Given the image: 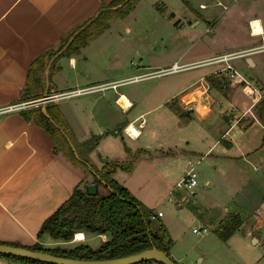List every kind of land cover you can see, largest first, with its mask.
Instances as JSON below:
<instances>
[{
  "label": "crops",
  "instance_id": "crops-1",
  "mask_svg": "<svg viewBox=\"0 0 264 264\" xmlns=\"http://www.w3.org/2000/svg\"><path fill=\"white\" fill-rule=\"evenodd\" d=\"M108 1L0 0V241L20 245L69 242L55 240L46 233L37 236L44 219L70 196L73 189L84 190V184L92 181V174H88L89 178L79 166L66 159L46 131L33 118L25 116V112L40 108L42 104H55L78 145L91 138L96 140L95 146L87 152L79 146V151L88 156L89 164L99 168L104 163L99 155L105 161L132 159L129 171L117 168L111 173L116 181L128 180L136 165L139 164L141 169L155 160L166 165L164 173L176 177L174 183L189 167L194 168L197 164L202 165L200 176L205 184H209L212 171L237 170L241 175L234 172L233 176L240 180V185L235 188L227 208H218L208 217V222L197 223L196 227L203 224L207 228L206 232L197 234L203 235L217 228L223 216L232 212L239 217L240 224L223 241L229 240L240 229L252 245H262L259 237L264 230V125L253 111L256 103L251 105L250 100L247 104L241 99L242 83L233 81L225 88L222 86L223 78H230L225 61L218 56L233 55L227 63L264 92V84L258 78L257 84L243 72L255 67L256 60L251 54L257 52L260 45L264 46L263 16L257 12L241 15L238 10L230 17L226 14L221 17V27L211 38L221 39L223 30L227 31L226 40H221L212 53L193 54L189 62L223 64L208 66L198 77L194 75L183 81L150 87L145 80H150L153 73H148L147 69L161 60L142 64L143 59H147L141 58L140 62L139 58V65L128 67L126 64L123 71L128 53H83V46L78 53L55 59L56 69L48 82L45 79L40 94L74 92L42 103L31 102L34 99L30 97L39 90L28 76L31 60L46 49H56L70 30ZM141 1L134 3L127 15ZM160 2L163 7H168L162 0ZM199 6L205 4L199 2ZM169 13L172 17L175 15L172 10ZM209 15L195 13L191 17L198 23L196 18L207 22ZM126 17L109 19L102 33L111 22H126ZM251 18L258 19L261 33L249 32L247 21ZM234 31L239 32L238 37L233 36ZM239 51L243 54L235 56ZM213 75L214 79L206 80ZM214 83L220 86L219 90H211ZM17 104L23 106L3 109ZM166 105L169 107L163 110V115L168 116V122L146 118L152 110ZM131 124L138 131L135 135L130 132ZM126 126L130 136L123 130ZM153 131H159V134L153 135ZM151 152L155 156L149 157ZM120 172H124L123 178L118 176ZM97 189H100L98 183ZM136 198L147 203L142 197ZM185 198L183 195L180 201ZM175 204L181 205L179 201ZM145 205L156 217L160 210L148 203ZM162 215L161 212L158 217ZM213 220L216 224H209ZM79 232L83 234L79 242L91 247L106 239L105 234ZM93 238L97 241L91 244L89 240ZM1 258L0 264L13 262Z\"/></svg>",
  "mask_w": 264,
  "mask_h": 264
},
{
  "label": "rangeland",
  "instance_id": "rangeland-1",
  "mask_svg": "<svg viewBox=\"0 0 264 264\" xmlns=\"http://www.w3.org/2000/svg\"><path fill=\"white\" fill-rule=\"evenodd\" d=\"M215 1L162 0L168 6L166 8L162 6L160 0L159 2L156 0H143L137 7L135 6L136 8L133 9L130 15L127 14L132 8L123 16H127L126 22H111L110 27L105 32L102 33V30L98 35L90 38L83 47V53H128L126 61H124L123 71L127 67L125 66L126 64L129 65L128 67L139 65L141 58L147 59L146 61L143 59L142 64L157 62L158 59L161 60V62L157 63L158 65L150 66L147 69L148 73H153V75L149 76L150 80H145V83L150 87H157L172 81H183L194 75L198 77L206 72L208 66L211 68L215 65L223 64V62H220L204 65L195 64L198 61L189 62L192 61L193 54L212 53V50H216L219 47L220 42L226 40L227 31L223 30L221 39L211 38L213 32H217L221 27L219 25L221 17L225 14L230 17L239 10L241 15L257 12L264 19V0H220V4L214 3ZM199 2L204 3L205 6L200 7ZM170 10L175 14L173 17L169 13ZM195 13L210 15L207 22L205 19L196 18L198 23H194L191 16ZM240 18L241 16L238 17V19ZM256 29H260L259 25L256 26ZM230 32L232 34V29ZM233 36L238 37L239 32L234 31ZM263 48L264 46L260 45L258 49L260 51L257 50V52L251 54L256 60L255 67L247 68L249 69L248 71L244 69L243 72L247 73L246 77L251 79L252 82L257 83L259 79L264 84ZM179 54H181V57H177ZM173 61L179 66H183V68L169 72L168 68ZM125 74L121 73V75ZM212 77H206V80L214 79L215 75ZM229 82L232 81L227 77L223 78L222 86L224 88L227 87ZM241 83L243 84V82ZM213 86L215 87L211 90H219L220 86H216L215 83ZM240 93L241 99L248 104L250 98L246 97L243 91ZM262 93L264 92L262 91ZM257 102L253 107L255 115L258 107ZM169 104L171 105V102ZM167 107L169 106H161L152 110L146 115V118L148 120L156 119L159 122H168V116L163 115V110ZM130 127V132L133 135L136 132V128L132 124ZM158 132L153 131V135L159 134ZM178 146L184 147V145ZM152 156L155 155L151 152L149 157ZM148 163L144 164L141 169L139 164L136 165L134 174L128 180L117 181L122 183V185L126 184L127 186H123L127 188L131 195L142 197L147 201L148 206L163 213L161 217L154 216L155 218L151 219V225L154 228L156 221L159 220L166 227L168 236L173 241L169 249V256L172 259L178 264H264V245L260 243L252 245L247 236L241 233L240 229L235 231V234L226 241H223L217 235L216 227L214 228L215 230L212 229L203 235H198L191 230L199 222H208V217L215 213L218 208H227L235 188L240 185V180H236L233 174L236 172L241 175V173H238L237 170H228L226 173L219 170L212 171L209 184H205L200 176L202 174V165L197 164L194 166V170L197 173V184L191 190H187L184 187H176L174 183L176 177H169L168 174L163 172L166 165L156 160ZM120 175L122 178L125 176L124 172H120L118 175L121 178ZM161 175H164V178ZM88 176L90 178V175ZM91 180L94 181L92 177ZM99 185L100 189L98 192L100 194L106 193L107 188L102 184ZM191 191L195 193L192 194ZM183 195L186 198L180 201ZM177 201L181 203L180 206L175 204ZM231 215L235 214L232 212L226 213L220 221L225 223V220ZM210 222L209 224H216L215 220ZM222 223H219V225H222ZM76 232L69 242L41 243V246L48 248L73 247L82 243L74 238ZM89 241L94 244L97 239L93 238V240ZM1 259L6 258L2 257ZM12 261L9 264H26ZM4 264L8 263L4 262Z\"/></svg>",
  "mask_w": 264,
  "mask_h": 264
},
{
  "label": "trees",
  "instance_id": "trees-1",
  "mask_svg": "<svg viewBox=\"0 0 264 264\" xmlns=\"http://www.w3.org/2000/svg\"><path fill=\"white\" fill-rule=\"evenodd\" d=\"M137 1L110 0L103 3L92 15L70 30L60 40L56 49L49 48L36 55L30 62L28 76L35 86H39V90L30 99L42 96L40 92L43 90L45 79L48 82L50 74L56 69L54 62L57 57L78 53L90 38L95 37L107 27L110 18L123 17ZM118 4H120L119 7L112 8ZM257 105L256 116L264 125V93ZM45 111L47 116L40 108L25 112V116L33 118L52 138L56 148L62 152L66 159L73 165L79 166L85 175L92 174L94 182L106 187L107 192L86 194L82 188L75 187L70 196L44 219L37 236L40 237L46 233L55 240L70 241L76 231H83L105 234L106 239L101 240L96 247L80 243L69 248H48L41 246V243L38 242L32 245L0 242L82 259L120 257L151 246L169 255L173 241L168 236L164 224L157 220L156 226L153 228L151 225L152 209L131 195L125 186L111 177V173L117 168L129 171L132 159L104 161L99 168L89 164V158L85 152L95 146L96 140L91 138L88 142L78 145L57 106L47 104ZM79 146L85 152H80ZM125 150L129 152L126 147ZM222 222L220 221V223ZM239 224V217L231 215L225 220V223L218 225L216 233L225 240ZM0 256L26 264H46L16 255L0 253ZM135 264L163 263L157 259H146Z\"/></svg>",
  "mask_w": 264,
  "mask_h": 264
},
{
  "label": "water",
  "instance_id": "water-1",
  "mask_svg": "<svg viewBox=\"0 0 264 264\" xmlns=\"http://www.w3.org/2000/svg\"><path fill=\"white\" fill-rule=\"evenodd\" d=\"M119 6L120 4L115 5L112 8L115 9ZM40 108L45 116H47L44 104H42ZM99 158L102 161H105V158L100 157V155ZM84 191L86 194H96L98 192L97 183L94 181L86 182L84 184ZM0 253L26 257L44 262L46 264H135L146 259H157L163 264H178L169 255L154 246L120 257L106 259H82L0 242Z\"/></svg>",
  "mask_w": 264,
  "mask_h": 264
},
{
  "label": "built area",
  "instance_id": "built-area-1",
  "mask_svg": "<svg viewBox=\"0 0 264 264\" xmlns=\"http://www.w3.org/2000/svg\"><path fill=\"white\" fill-rule=\"evenodd\" d=\"M248 24V29L250 33H254V27L257 26L259 24L260 26V22L258 21L257 18H251L247 21ZM261 28V26H260ZM261 30V29H260ZM262 31V30H261ZM258 31H255V33H257ZM261 33V32H260ZM243 52H236V54H234L235 56H240L242 55ZM230 56L233 55H229V54H221L218 56V58L220 60L225 61V67L227 69V73L229 78L231 79V81L233 82H237V83H241L242 84V90L244 92V94L250 98L251 100V105L256 103L262 96V90L258 89L255 85H253L251 82H249L247 79L243 78L229 63H227V59L230 58ZM183 68V66H179L176 62H173L170 67L168 68L169 72H173V71H177L179 69ZM75 91H78V89H76ZM74 91H66V92H61V93H56V94H51V95H46V96H41L37 99L31 100V102H45L46 100H49L52 97H61V96H66L69 95V93H72ZM129 104V103H128ZM23 105L17 104V105H9L7 107H4L3 109L5 110H10V109H14V108H19ZM126 127L123 128V130L125 131V133L127 135L130 136V133L128 131H126ZM138 133V131L136 132ZM197 184V173L195 172L193 167H189L183 174V176L180 178V180H178L175 183L176 187H184L187 190H191L195 185ZM157 216L161 215V211H157L156 212ZM154 214L151 215V218H154ZM258 229H260V227H258ZM207 228L205 225H199L196 228H193L192 231L195 233H204L206 232ZM259 240L262 241V245H264V230L261 231L260 233V237Z\"/></svg>",
  "mask_w": 264,
  "mask_h": 264
},
{
  "label": "bare ground",
  "instance_id": "bare-ground-1",
  "mask_svg": "<svg viewBox=\"0 0 264 264\" xmlns=\"http://www.w3.org/2000/svg\"><path fill=\"white\" fill-rule=\"evenodd\" d=\"M258 25H259V24H258ZM259 27H260V26H259ZM260 29H261V28H260ZM260 29H256V26H255V27H254V33H255V31H258L257 33H260V32H261ZM129 125H130V124H129ZM129 125H128V126H129ZM128 126H127V127H128ZM134 127H135V126H134ZM126 131H127V128H126ZM136 131H137V129H136ZM135 133H136V132H135ZM135 133H134V135H135ZM82 237H83L82 232H79V231H78V232H76L74 238H75L76 240H78V239H82Z\"/></svg>",
  "mask_w": 264,
  "mask_h": 264
}]
</instances>
